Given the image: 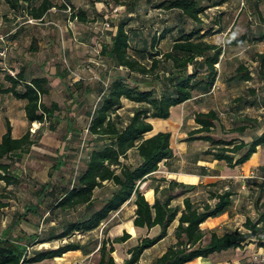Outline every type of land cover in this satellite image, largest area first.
<instances>
[{
    "label": "trees",
    "instance_id": "1",
    "mask_svg": "<svg viewBox=\"0 0 264 264\" xmlns=\"http://www.w3.org/2000/svg\"><path fill=\"white\" fill-rule=\"evenodd\" d=\"M4 1L12 10L22 12L28 21L33 20V25L44 23L46 14L52 8L58 7L66 12L67 6L71 7V12H66L71 22L87 24L91 21L89 14L77 9L71 0H42L38 3L35 0ZM85 1L92 5L105 3L107 6L113 2L125 8L124 17L115 25V34L111 33V40L104 43L100 51L104 64L115 71L109 81L105 80L103 74L104 79L101 78L96 84L98 90L83 79L65 85L68 100L73 104L82 105L84 102H79L78 99L83 95L99 94L98 101L87 111L88 124L85 139L80 143L77 174L72 181L66 180L62 174L70 160L69 151L57 157L47 182L38 184L36 190L32 186L31 197L23 203V211L17 212L0 234V264H35L75 251H81L85 255L96 252L99 258L96 264H118L114 257L116 245L131 239V234L127 231L111 237L107 229L102 240H97L95 250L89 247V243L70 240L57 247H37L64 241L75 234L93 233L132 197H135L136 207L134 227L148 231L159 227L160 230L155 236H139L135 240L136 245L129 248L128 256L122 264H139L147 250L169 235L176 221L173 241L154 264H187L197 259L209 260L215 254L231 249L243 250L255 241L259 248L264 247V174L258 178L262 187L256 203L258 218H247L243 224L246 229L244 232L218 234L213 231L207 241L202 225L210 218L229 211L233 205L232 190L210 191L206 200L198 202L193 195L201 186L172 180L163 188L161 185L154 187L157 195L154 204L144 194L149 187L148 180L159 170L160 164L175 157L170 131L146 137L153 131L150 120H168L173 108L214 88L219 76L218 65L225 50L222 44L206 39L210 36L209 31L222 33L225 27L222 28L219 21L205 29L203 16L209 9L222 7L229 0H162L155 7L175 12L178 24L165 27L162 32L150 37L139 32L141 28L128 30L139 7V4H134V0ZM190 22L193 27L188 30L185 25ZM51 25L57 24L51 22ZM170 36V47L162 49V43ZM248 39L249 37L244 36L229 44L240 45ZM261 40H264V35ZM6 57L0 56V64ZM258 62L260 68L257 75L264 83V54L259 56ZM57 74L62 80L69 77L66 68ZM136 75L146 79V89H141L140 84L133 80ZM4 80L9 86L2 90L3 93L25 101L27 122L30 125L41 124V127L35 132L29 127L23 136L14 138L11 122L5 118L6 131L0 142V182L4 183L0 190V212L9 206V202L4 199L15 198L14 188H18L23 182L13 172L17 168L14 155L18 153L22 156L31 153L35 147H41L43 129L47 124L49 131L56 132L63 121L60 115L61 105L55 101H44V97L51 91L47 77H29L26 68L22 67L15 74L5 73ZM229 81L238 85L250 83L254 81V75L246 64L241 63ZM124 100L135 104L128 120L118 113L124 107ZM233 103L248 107H255L257 104L264 106V97L255 87H250L245 95L236 97ZM194 121L196 128L189 131L184 142L207 143L209 148L203 154L225 162L230 168L245 164L257 153L259 147L264 146V129L262 133L257 132L262 129L261 121L257 118L247 117L243 123L233 125L229 133L238 136L231 139L216 135L219 125L223 124L219 113L214 109L195 113ZM67 122V133H74L72 139L70 137L74 142L81 128L76 118H69ZM224 127L223 125L220 129H225ZM248 137H251L250 140H247ZM68 150L67 147L66 151ZM133 152L135 156L131 154ZM131 159L133 162H130ZM35 182L33 180L29 186ZM143 182H146V186L141 189L139 183ZM107 187L112 188L109 195L96 196L98 189ZM179 198H183V208L173 205ZM21 225H29L32 230L22 228Z\"/></svg>",
    "mask_w": 264,
    "mask_h": 264
},
{
    "label": "rangeland",
    "instance_id": "2",
    "mask_svg": "<svg viewBox=\"0 0 264 264\" xmlns=\"http://www.w3.org/2000/svg\"><path fill=\"white\" fill-rule=\"evenodd\" d=\"M75 6L77 9L85 10L91 21L87 24H81L77 21L74 22L72 26L73 30L67 29L63 26V28H59L58 25H49L53 26L59 30L60 33L63 34L64 43L69 45H65L64 50L67 51V46H69V52L71 56H67L66 62H64V58L60 57L61 66L69 71V77L67 78V85L73 84L74 82L79 81L81 79L85 80V82L92 84L93 89L98 90V86L96 85L101 78L104 79L105 67L103 59L100 57V51L102 45L111 40V33L116 30L115 25L124 17L125 8L115 5L111 2L110 6H107L108 9L120 8L119 12L112 13L109 17L106 18L105 10L103 7H100V11L95 8V5L85 0H74ZM126 1V0H124ZM134 4H139L138 11L136 15H133V21L130 23L128 30L141 28L139 32H143V34L147 37L153 36L154 34H158L162 32L165 27H173L178 24V19L176 17L175 12L163 11L157 9L155 6L160 4L162 0H134ZM248 0H234L230 4H225L222 7H216L209 9L206 15L203 16V20L205 25L203 28L209 29L210 26L214 22H221L224 24V32L226 37L222 33L210 32L209 40L215 41L218 44H222L227 53H231L233 57L232 61H229L231 64L228 66V78L234 75L236 68L239 64L244 63L248 66V68L253 72L254 81L250 83H242L239 87L233 88L231 93L236 96L243 91H246L247 88L245 86L252 85L258 90L259 94L264 97V83L258 78L257 72L260 68L259 64V56L264 54V40L262 41V36L264 35V4H247ZM97 4H105V3H97ZM26 18V17H25ZM27 19V18H26ZM20 22V21H19ZM28 22V20H27ZM29 25H33L30 21ZM37 26V25H36ZM77 26V27H76ZM188 30L193 27V23H189L185 25ZM41 28H45L46 30L50 29L48 26H39ZM77 29V30H76ZM113 29V30H112ZM41 32V31H40ZM84 33H91L88 43L82 44L79 37L74 39L77 34L83 35ZM34 34V32H32ZM86 36V35H84ZM249 37L247 41L240 45H230V42L238 41L242 37ZM172 37H168L162 43V49L167 50L170 47ZM261 52V53H260ZM241 53V54H240ZM68 67V69H67ZM219 68V65H218ZM61 69V68H60ZM62 72V69L60 70ZM53 81V80H52ZM109 81V80H106ZM235 84V82H233ZM158 88V86H157ZM96 93H92L91 95H83L82 98H79V102H84L82 105L79 103L73 104L71 100H68V91L66 90L64 85H55L53 88V93L46 103H51L52 101L58 102L61 105L62 111L60 113L63 118L62 125H59L57 131L54 133H47L44 139V143L40 147V151H33V155L37 158L35 163L25 162L24 168L16 169L17 173H20L23 182L18 188H14V192L16 195H13L15 198L4 199L6 202H9V206L3 209L0 212V234L3 230L12 222V208H23V203L30 199V194L33 189L36 190L38 184H43L50 179V173L52 171V165L57 161L58 156H62L63 154H67L70 151L69 161L67 162V166L64 167L62 174L65 175V179L72 181L76 176V170L78 169L76 165L79 162V157L81 153L80 143L85 139L86 132L85 128L88 124L87 111L94 104V98ZM227 96L225 98L221 97L216 101H212L209 106H229V103H223L227 100ZM176 110L172 111V119L169 122L165 119H160L158 124L156 123V129H164L167 126V129L172 133V145L174 147L181 146L184 143L185 135L191 129V127L187 124L189 116H192L196 112H189L184 122H181V119L177 118V114L182 115V111L179 107H175ZM224 108V107H223ZM131 110L130 104L126 103L125 108L121 111L124 116H127V112ZM180 110V111H179ZM192 110V108H191ZM12 112L16 114L15 118L19 120L17 113L19 112L18 106L12 107ZM264 112V110H263ZM186 113V112H185ZM251 113V112H250ZM0 115L5 118V109L0 110ZM69 118H76L81 131L76 136V140L74 142L71 141L74 133H67L68 122L66 120ZM224 120L221 119L222 124L225 126V129H219L216 131V135L218 137L224 139H231L232 137L238 136V134H231L229 130L231 126H233L232 122L229 121L225 116H223ZM169 120V119H168ZM234 123V122H233ZM242 122H236L234 125L240 124ZM228 124V125H225ZM40 125L32 126L31 131L35 132ZM3 127L5 130V125H0V129ZM48 127V124L47 126ZM45 127V128H46ZM262 129L257 132H261L264 129V113L262 115L261 120ZM186 133V134H182ZM252 134V133H250ZM71 137V139H70ZM251 137H248L247 140H250ZM70 139V140H69ZM199 142V141H198ZM205 144L204 142H199ZM192 146L191 144H188ZM204 147V145H202ZM207 146H209L207 144ZM69 148L66 151V148ZM203 147L200 146L202 149ZM91 148V146H90ZM194 149V148H193ZM72 152V153H71ZM203 152V151H198ZM194 150L189 149V163H192V157L194 156ZM203 154V153H202ZM204 155V154H203ZM23 167V166H22ZM192 165H188L185 171L190 172ZM29 172H33L35 175H30ZM61 176V175H57ZM57 178V177H55ZM33 180L36 182L32 184ZM4 183H0V190L3 188ZM112 191L111 187H107L105 189H98L96 191V196L106 197ZM1 192V191H0ZM209 191L202 186L199 190L193 195L195 201L201 202L208 198ZM49 204V203H48ZM46 207H48L46 205ZM47 216V215H46ZM132 217V209L126 208L122 214L119 212H114L110 218L105 221L100 228L95 230L91 234H75L71 238L66 239L64 241H57L51 244H46L42 246H38V249L41 248H52L57 247L61 243L70 241H82L84 243H89L90 248L96 247L97 240H102L105 235V231L108 229V232L112 235H115V227L119 226L117 234H122L125 230H128L134 234V229L129 228V221ZM211 226L207 223L203 228L206 236V241L210 238V233L215 231L218 234H224L229 232H236L241 229V232L246 231V229L242 226L243 223L236 219L230 224L220 225L214 222H211ZM220 226V227H219ZM242 227V228H241ZM112 229V230H111ZM236 229V230H235ZM173 237V236H172ZM171 237V238H172ZM166 241L160 247L147 251V253L141 258L139 264H154L155 260L160 255L161 248L165 247L169 242ZM132 246L136 245V242H131L127 245H121L120 249H122V253L124 256L128 255V250ZM245 247L244 251H230L223 252L219 254H215L212 257L213 264H260V251L257 241L253 243V245H249ZM96 249V248H95ZM94 249V250H95ZM117 256V255H116ZM98 255L94 252L86 264H96L98 262ZM73 257H69L64 262L69 264H74ZM194 264H211L210 260H198L197 263Z\"/></svg>",
    "mask_w": 264,
    "mask_h": 264
},
{
    "label": "crops",
    "instance_id": "3",
    "mask_svg": "<svg viewBox=\"0 0 264 264\" xmlns=\"http://www.w3.org/2000/svg\"><path fill=\"white\" fill-rule=\"evenodd\" d=\"M39 1L42 0H35L36 3H38ZM71 1L73 5L75 6L78 5L75 4L74 0ZM232 1L234 0H229L225 4H230ZM247 4H264V0H248ZM100 7L104 8L106 15L108 9L107 5L97 4V3L95 4V8L98 11H100L101 9ZM28 22L22 12L12 10L7 5V3H5L4 0H0V50H2L7 46L9 47V50L7 52V57L3 59V61L0 64V110L5 109V118H8L11 122V125L13 127L12 134L14 138H20L21 136H23L27 132L29 127L31 129L32 126L40 125L37 128L39 129L41 127V124L33 123L32 125H30L27 122L25 116L24 107L26 102L23 100L15 99L11 94L3 93L2 90L9 86V83H7L4 80L5 73L9 72L15 74L23 67L26 68L29 77H47L50 80L51 91L48 96L44 97V101L46 102L48 101V98L51 97L55 85H64V86L66 85L67 79L62 80L61 78L58 77L57 73L60 72L61 69L62 70L64 69L61 66L62 60L60 61V57L63 56L62 57L64 58L63 61L66 62L67 56H71L69 55L70 54L69 46H67V51L64 50L65 45H69V44H66V42L64 43L65 39H63L62 37L63 34L60 33L59 30L56 29L55 27L49 26L51 25L52 22L57 24L59 28L61 27L63 28L64 26L67 29L73 30L71 25H73L74 22L68 20L67 13L65 11L59 9L58 7L52 8L46 14L44 23L39 24L37 26L36 25L31 26L29 25ZM39 26H48V28L50 29L48 30H46L45 28L40 29ZM221 27L224 28V24H222ZM215 29L217 30L218 27H215ZM32 32H34V34H32ZM115 32L116 30H114L112 34L114 35ZM90 35L91 33L88 34L84 33L83 35L77 34V36H75L74 39H77V37H79L82 44H84V43H88ZM223 35L226 37V34ZM206 40L216 43L215 41L209 40L208 38ZM224 50L225 51L223 56L221 57V61L219 63V68H218L219 76L214 88L209 92L199 94L194 99L182 105L177 106L182 111V115L177 114V118L178 119L180 118L181 122H184L185 118L188 115H190L189 113L190 111L191 112L195 111L196 113H198V112H207L211 109L216 110L219 113V116L222 120H224L223 116H225L229 121L232 122L233 125L236 122L243 123L247 117L257 118L260 121L262 120V115L264 113L263 105L257 104L255 107H248L245 106L244 104L238 105L233 103V100L236 97L245 95L246 91H243L240 94H237L236 96L232 95L231 93L232 89L239 87L240 84L239 85L236 83L234 84L233 82L229 81L228 66L231 64L229 61H232L233 57L235 56H232V54L229 52L227 53L225 47ZM103 67H105V72H104L105 75L104 78H106L105 80H111L110 76L115 71L114 68L111 67L108 68L107 65L105 64ZM122 74H124V72H122ZM133 80H136V82L140 84L141 89L147 88L146 79H143L140 76L136 75L134 76ZM245 87L248 89L250 87H255V86L247 85ZM226 96L228 98L227 99L228 101H225L223 103L227 102L229 103L228 104L229 106L226 107L223 106L224 108L219 107L217 105L209 106L212 101H216L221 97L225 98ZM98 98H99V94H96L94 98V103L98 101ZM259 100H261L260 97ZM123 102H124V107L120 109L118 113L124 116L121 113V111L125 108L126 103L130 104L131 110L127 112V116H124L125 119L128 120V118L133 114L132 108L135 106V104L128 100H124ZM13 106L19 107V112L17 113L19 120L15 118L16 114L12 112ZM174 110H176V108L172 109V111ZM5 118H3L0 115L1 126L5 125V120H6ZM171 119H172V114L170 119L164 122H169ZM158 120L160 119L150 120L151 123L153 124V131L148 133L146 137L153 136L159 132L169 131V129H167V126L164 127V129L162 128L160 130H157L156 123L158 124V122H160ZM187 124L191 127L190 131L196 128V123L194 121V114L192 116H189ZM5 131H6V126H5V130L3 129V127L0 129V142L2 140ZM49 132L51 131H49L47 128L43 129L44 135L41 144L44 143L46 134ZM182 134H186V133H182ZM185 137L187 138V134L185 135ZM199 142L198 141L189 142V143L184 142L181 144V146L174 147L172 145V139H171V146L174 149L175 157L168 161L162 162L159 166V170L153 173L152 177L148 180L149 187L144 191L147 200L151 204H154L157 197L154 187H156L157 185H161V188H163L167 186L168 182L172 180L188 185L202 186L203 188H206L209 192L210 191L223 192L224 190H232L234 192L233 205L229 209V211L219 217L210 218L207 222H205L202 225V229H204L203 227L207 223H209V225L211 226L212 225L210 224L211 222L220 225H227L232 223L236 219H239V221H241L244 224L247 218H251L253 220L257 219L259 216V211L257 209L256 203L258 201L259 196L262 193V187H260L259 185L260 180L257 177H260L264 174V146L259 147L257 153H255L251 157V159L247 161L245 164L240 165L236 168H230L225 162L216 161L211 156L203 155L202 153L205 150H207L209 146H207V143L202 144ZM188 144H191L192 146H189ZM202 145H204V147ZM200 146L203 148L201 149ZM189 149L194 150V153H197L194 154V156L192 157V163H189L190 160L188 156ZM33 151H40V147L33 148ZM33 151L28 154H23L22 156H20V154L18 153L14 155V157L17 160V168H15V170L13 171L14 174L21 176L20 173H17L16 169L24 168L25 162L29 161L30 163H35L37 161V158H35V156L33 155ZM198 151H203V152H198ZM131 154L135 156V152ZM130 162H133V159H131ZM189 164L192 165L190 172L185 171ZM29 174L35 175L33 172H29ZM162 179H165V181ZM134 201H135V197H132L131 200H129L118 211H116L119 212V214H122L126 208L130 207L132 209V217L129 221V228L134 229V234H132L128 230V228H126L127 232L131 234V239L121 245H127L131 242H134L139 236L140 237H145L147 235L155 236L156 234L159 233L160 230L159 227H155L150 231L146 229H136L134 227L133 218L136 208ZM262 202H264V197ZM173 205H179L181 206V208H183V198L176 199L173 202ZM12 210H13L12 212L13 215L12 219H13V217L17 214V212L23 211V208L19 210L18 208H12ZM176 225H177V221L171 227L169 231V235L161 242H159L157 245H155L153 248L147 251H152L163 245V243H165L166 241L171 240L165 247L161 248L159 255L161 256L166 250V248L173 241V238L171 237ZM21 227L26 228L27 230H32V227L29 225L26 226L21 225ZM115 228H116L114 230L115 235H112L109 231L111 237H115L123 234V233L117 234V231L119 229L118 225H116ZM238 231L241 232V229H239ZM121 245H116V252L114 253V257L118 264H122L124 259L128 256V255L124 256V254L122 253V249H120ZM237 250L244 251L246 249L244 248L243 250L240 249ZM147 251L145 252V254L147 253ZM230 251H235V249H231L226 252H230ZM91 255L92 254L85 255L81 251H75V252H69L65 254L63 257H57L51 260H45L43 262L35 263V264H69L64 262L66 259H69V257L74 258L73 260L75 261L74 264H86L87 260ZM212 257L209 259L211 264H213ZM197 260L204 261V259H197ZM197 260L187 264L197 263Z\"/></svg>",
    "mask_w": 264,
    "mask_h": 264
},
{
    "label": "built area",
    "instance_id": "4",
    "mask_svg": "<svg viewBox=\"0 0 264 264\" xmlns=\"http://www.w3.org/2000/svg\"><path fill=\"white\" fill-rule=\"evenodd\" d=\"M119 10H120V8H113V7H112L111 9H107V12H106V18L109 17V15L112 14V13H117V12H119ZM66 12H68V13L71 12V7H70V6H67V10H66ZM29 21H30L31 23H34L33 20H29ZM8 50H9V47H8V46L5 47V48H3V49L0 51V56H2V57H6ZM257 178H260V177H257ZM261 179H262V178H261ZM139 185H140V188H141V189H144V187L146 186V182H143L142 184L139 183ZM259 251H260V259H259V262H260V264H264V247L259 248Z\"/></svg>",
    "mask_w": 264,
    "mask_h": 264
},
{
    "label": "bare ground",
    "instance_id": "5",
    "mask_svg": "<svg viewBox=\"0 0 264 264\" xmlns=\"http://www.w3.org/2000/svg\"><path fill=\"white\" fill-rule=\"evenodd\" d=\"M198 261V260H197Z\"/></svg>",
    "mask_w": 264,
    "mask_h": 264
}]
</instances>
